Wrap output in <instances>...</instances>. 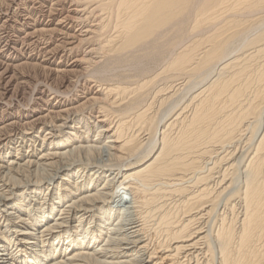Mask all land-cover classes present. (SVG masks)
<instances>
[{"label": "bare ground", "instance_id": "bare-ground-1", "mask_svg": "<svg viewBox=\"0 0 264 264\" xmlns=\"http://www.w3.org/2000/svg\"><path fill=\"white\" fill-rule=\"evenodd\" d=\"M4 99L0 264H264V0H0Z\"/></svg>", "mask_w": 264, "mask_h": 264}, {"label": "rangeland", "instance_id": "rangeland-1", "mask_svg": "<svg viewBox=\"0 0 264 264\" xmlns=\"http://www.w3.org/2000/svg\"><path fill=\"white\" fill-rule=\"evenodd\" d=\"M75 82V83H74ZM82 82H83V80L82 79H74L73 80V88L71 89L72 91H75L76 92V90H77V87H78V85H79V87H80V85L82 84ZM79 83H81V84H79ZM53 83H45V86H44V84H43V87L45 88V89H47L46 91H48V93L49 94H53V93H55V91L57 92V90L59 91V92H62V90L60 89V87H53V86H51ZM74 84H75V86H74ZM51 86V87H50ZM53 87V88H52ZM50 88V89H49ZM60 89V90H59ZM34 90V91H33ZM50 90V91H49ZM52 90V91H51ZM32 91V92H31ZM36 87H32V89H30V90H28V92L26 93V95L24 96V97H22V98H18L17 100L15 99V101L13 100V104H14V106H16V107H22L21 109V111H27V110H29L30 108H32V106H33V101H34V99H35V94H36ZM54 91V92H53ZM33 94V95H32ZM187 95H188V98H190V95H191V93H189V94H186L184 97H182V101H183V99L186 97L187 98ZM184 99L185 101H187L188 100V98L187 99ZM32 99V100H31ZM19 100V101H18ZM22 100V101H21ZM5 101H7L8 102V100L7 99H4V100H1V102L2 103H0L1 104V106H6V103L7 102H5ZM21 101V102H20ZM185 101H183V103L185 102ZM26 102V103H25ZM22 103V104H21ZM19 104H20V106H19ZM14 106H12V107H14ZM25 106V107H24ZM263 120H264V118H263ZM262 120V121H263ZM263 124V125H262ZM262 124H261V126H264V121L262 122ZM93 134H91V138H92V140H96L95 138H97V133L96 132H92ZM94 135V136H93ZM96 136V137H95ZM246 148H244V147ZM243 147V148H242ZM241 149L243 150V149H245L244 150V153L245 152H247L246 150H248V148L246 147V145L243 143V144H241ZM240 149V145L236 148V150H237V153H239V151L238 150H240L241 152L240 153H243L242 152V150ZM105 157V158H104ZM97 159H96V161H95V164L97 165V167H104L105 166V169H107V170H113V171H118L119 170V167L117 168V166L116 165H114V163L112 162V160H111V156H110V154H109V152L107 151V150H105L104 152H102V154L100 155H98L97 157H96ZM111 163H110V162ZM106 162L109 164H106ZM211 163V162H210ZM211 164H213V162L211 163ZM217 177H219V175H217L216 176V178ZM55 181L56 180H58L57 178H55L54 179ZM217 181H218V179H217ZM215 184V183H214ZM119 192L121 193L120 194V196L123 198H118V200H120V199H122L121 200V203L122 202H124L125 204H127V203H130L131 202V198L132 197H130L131 196V194L128 192V190H126L125 189V187H123V188H121V189H119ZM127 202V203H126ZM33 208H35V206H32ZM221 209H219V211H220V213L221 214H223L224 212L226 213V211H224V210H226V207H224V205H221V207H220ZM239 211H242V209H241V207L239 206L238 207V213H240ZM242 213V212H241ZM239 215H241V214H239ZM201 259H202V257H200ZM203 261H204V259H202ZM196 263V260H194L193 262H192V264H195Z\"/></svg>", "mask_w": 264, "mask_h": 264}]
</instances>
